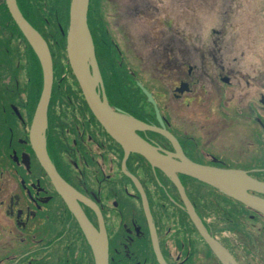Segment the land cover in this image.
<instances>
[{
	"label": "flooded vegetation",
	"instance_id": "1",
	"mask_svg": "<svg viewBox=\"0 0 264 264\" xmlns=\"http://www.w3.org/2000/svg\"><path fill=\"white\" fill-rule=\"evenodd\" d=\"M90 6L98 24L100 0ZM9 16L7 33L16 24ZM94 27L101 101L145 125L134 133L170 166L128 152L85 96L51 94L47 119L35 130L41 97H0V264H264V212L183 169L192 162L241 170L264 183V91H250L254 81L264 89V56L258 80L236 57L227 60L215 27L193 42L177 39L169 24L162 45L153 38L147 46H155L161 73L140 68L141 80L131 70L140 65L131 33L120 24V44L109 26L102 43ZM107 35L114 52L125 54L124 97L108 94L99 48ZM248 193L264 203V193Z\"/></svg>",
	"mask_w": 264,
	"mask_h": 264
},
{
	"label": "rangeland",
	"instance_id": "2",
	"mask_svg": "<svg viewBox=\"0 0 264 264\" xmlns=\"http://www.w3.org/2000/svg\"><path fill=\"white\" fill-rule=\"evenodd\" d=\"M71 2L72 0L43 2L46 6L41 8V12H37L35 17L48 37L53 56L55 78L53 97H63L64 93L66 97L84 96L82 90L80 92L76 85L74 77L69 73L67 35L70 26ZM7 9L5 0H0V31H3V35L0 36V97H40L44 83L42 67L39 60L36 61L34 58L33 49L32 51L28 49L29 44L25 43L23 36L12 29L9 33L14 31L13 36L7 33L8 22L9 24L11 22ZM139 9L142 11L136 16ZM92 11L89 4V28L92 25L95 26L98 35L102 37V43H104L103 35L107 34L106 29L109 26L113 32L111 35L117 41L122 37L121 33L117 32L120 31V24L122 29L126 28L131 33L133 41H136L138 64L142 66L131 63V70L139 73V78L141 77L140 68L145 73H161V69L157 68L160 61L157 60L154 50L158 42L161 46L166 39L170 30L169 24L174 25L177 39L186 35L193 42L197 37H201L199 35L210 36L212 28L215 27L219 31L215 35L218 40H222L224 48H227L228 59H226L232 60L236 57L243 70L250 69L252 77L256 75L258 80L262 77L263 72L259 69L264 56V0H100L99 12L102 15L94 13L98 24L94 22ZM109 12L110 15H108ZM113 25L117 26V31ZM153 38L155 46L153 45L149 50L148 42ZM105 40L107 46L103 47L104 44H101L99 48L106 68L104 73L109 78L106 83L108 94L112 97H124L126 86L120 81V74L126 77V64L123 58L125 54L114 52L115 48L108 35ZM8 41L12 44H8ZM105 52H107L106 56ZM107 54L112 55L113 59L106 60ZM112 63H115L113 68ZM129 72L132 73V71ZM129 76L133 78V75L129 74ZM161 79L165 82L167 80L165 77ZM130 80L133 82L131 78ZM166 86L168 87L167 84ZM245 91L243 88L242 92L245 93ZM250 91L254 94L264 89L259 82L254 81Z\"/></svg>",
	"mask_w": 264,
	"mask_h": 264
},
{
	"label": "water",
	"instance_id": "3",
	"mask_svg": "<svg viewBox=\"0 0 264 264\" xmlns=\"http://www.w3.org/2000/svg\"><path fill=\"white\" fill-rule=\"evenodd\" d=\"M6 3L19 29L38 56L43 69L44 87L36 111L33 128L35 130L47 119V110L54 82L53 58L47 41L25 18L18 6L17 0H6ZM89 4L90 0H72L70 26L67 35V52L70 65L80 84L82 92L95 111L97 117L103 122L112 136L127 148L128 152L141 151L154 165L166 170L170 166L166 163L167 158L159 155L155 151H150L147 144L134 133V128L138 127V125H145L141 122L133 121L114 113L107 104L100 99L97 86L98 83H101L103 86V83L95 56L93 37L88 24ZM148 96L152 97L149 93ZM103 97H106L104 91ZM149 128L153 129L152 127ZM44 153L46 154V151H44ZM45 157L47 158V156ZM42 160L44 161V159ZM48 164L45 165L55 184L58 187L63 186L66 189V187H68L67 184L56 172H54V168L48 166ZM183 169H185V172L188 174L212 184L222 189L227 194L236 197L243 203L264 212V203L248 193L249 189L264 193V183L253 180L247 176L244 171L221 170L196 165L192 162H188ZM195 221L200 226L197 217ZM209 240L211 239L209 238ZM99 261L101 260L99 259Z\"/></svg>",
	"mask_w": 264,
	"mask_h": 264
},
{
	"label": "trees",
	"instance_id": "4",
	"mask_svg": "<svg viewBox=\"0 0 264 264\" xmlns=\"http://www.w3.org/2000/svg\"><path fill=\"white\" fill-rule=\"evenodd\" d=\"M48 1L53 2L54 0H17L19 8H20L21 12L23 13V15L25 16V18L43 35V37L46 40L48 39V37L44 34L43 30L40 28L38 21L35 19V17H36V13L37 12L40 13L41 8H44L46 6L45 3H48ZM68 1H70V0H68ZM43 2H45V3H43ZM67 9H68V7H67ZM7 10H6V12L9 14V11H7ZM14 30H15V32H18V34H20V36H23L19 27L16 24H15ZM24 41L26 44H28L27 41L25 40V38H24ZM47 42H48V40H47ZM27 47H28V49H30V51H32V48L30 47V45H27ZM33 55L37 61L38 59H37L36 55L34 53H33ZM69 69H70L69 73L74 77V79L76 81V85L78 86V88L81 92L80 85L77 82L70 65H69ZM109 91H111L110 88H109ZM64 96L66 97V93L63 94V97Z\"/></svg>",
	"mask_w": 264,
	"mask_h": 264
}]
</instances>
